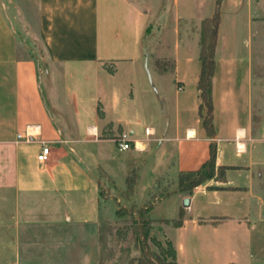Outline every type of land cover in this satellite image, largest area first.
<instances>
[{"label": "crops", "instance_id": "1", "mask_svg": "<svg viewBox=\"0 0 264 264\" xmlns=\"http://www.w3.org/2000/svg\"><path fill=\"white\" fill-rule=\"evenodd\" d=\"M171 8L175 30L168 55L175 68L169 81L147 68L143 42L151 14L132 0H0V227L8 190L98 197V178L75 143H108L112 156L137 159L123 173L126 180L137 172L146 194L176 182L182 171L199 169L214 143L217 164L235 167L226 181L206 182L192 195L174 189L166 198L176 203L173 215L151 217L152 208L148 215L153 221L185 215L176 229L179 264L264 261V115L256 116L255 104L264 18L254 0H222L219 7L217 0H173ZM218 8L210 136L199 111L197 34L191 38L179 28ZM29 28L45 49V68L20 55L22 40L28 46L22 30ZM142 67L161 90L146 76L140 100L133 81L123 80ZM76 69L83 70V85L68 80ZM26 131L34 141L18 140ZM124 132L142 150L134 144L118 150L115 140ZM43 142L51 148L46 162L38 160Z\"/></svg>", "mask_w": 264, "mask_h": 264}, {"label": "rangeland", "instance_id": "2", "mask_svg": "<svg viewBox=\"0 0 264 264\" xmlns=\"http://www.w3.org/2000/svg\"><path fill=\"white\" fill-rule=\"evenodd\" d=\"M132 1L151 14L143 42L147 68L152 73L166 74L170 81L173 59L168 53L173 46L171 39L175 30L172 26L175 24L171 8L173 0ZM221 2L217 0L218 7ZM254 3L264 18V0H254ZM180 26L181 34L191 38L197 34L200 51L201 22L185 21ZM32 28L35 27L32 25ZM22 32L28 46L22 40L20 55L26 58L36 56L45 68L46 53L37 34L31 28L29 33ZM262 39L264 43V37ZM193 45L194 40L191 42ZM157 62L164 64V71L158 68ZM255 68V104L256 116H259L264 115V46L255 60ZM144 70V67L137 72L134 70L123 80L124 84L129 78L133 81L140 100L144 99L145 80L148 78L150 81L148 71L145 73ZM75 72L74 76H69V82L83 85V70L76 69ZM149 83L161 90L157 77L153 76ZM110 145L90 140L72 145L92 166L98 178L97 198L85 194H20L13 190L5 193L4 218L0 227V264H172L176 260L177 227L173 222L177 218L153 221L150 216L169 218L173 215L176 203L166 198L172 190L179 191L178 179L149 188L146 194L145 188L140 186L142 182L137 181V172H128L130 176L126 180L123 173L125 169L134 168L137 159L129 163L118 152L112 156ZM149 176L147 171L146 180ZM161 198L163 200L154 205ZM118 211H121V216ZM181 217L184 219L185 215L181 213ZM101 224L116 226L113 234L105 235L102 250L98 233ZM137 226L147 234L143 231L139 235ZM254 264H264V261L259 259Z\"/></svg>", "mask_w": 264, "mask_h": 264}, {"label": "trees", "instance_id": "3", "mask_svg": "<svg viewBox=\"0 0 264 264\" xmlns=\"http://www.w3.org/2000/svg\"><path fill=\"white\" fill-rule=\"evenodd\" d=\"M221 15L219 8L217 12L212 16L205 18L201 21V38H200V60L202 62L201 73L198 82V90L200 92L201 103L199 106L200 114L204 118V125L210 136L215 134L214 132V103H213V76L216 67L215 51L218 39V27L220 25ZM43 46V45H42ZM45 50V49H44ZM36 61L39 60L36 56H32ZM40 61V60H39ZM158 68L164 71V64L157 62ZM172 73L175 68V61L173 60ZM229 169H235V167L218 165L217 164V148L214 143L211 144V151L209 159L196 170L182 171L178 176V185L180 192H188L192 195L194 190L210 180L226 181V173ZM223 189L224 187H216ZM141 218H143L144 211L141 209ZM118 215L121 216V211H118ZM184 219L180 216L173 222L175 227H181ZM116 230V226L106 227L101 224L99 226V242L102 250V246L105 243L104 237L107 233L113 234ZM147 232L137 226L136 232L140 235L142 232ZM102 253V252H101ZM172 264H179L176 260Z\"/></svg>", "mask_w": 264, "mask_h": 264}, {"label": "built area", "instance_id": "4", "mask_svg": "<svg viewBox=\"0 0 264 264\" xmlns=\"http://www.w3.org/2000/svg\"><path fill=\"white\" fill-rule=\"evenodd\" d=\"M18 140L25 141V142H32L34 141L36 135L31 132H25V133H19L18 134ZM116 146L118 150L120 151H128L132 148V145L134 144L138 149L142 150L138 147L137 142L133 139L131 133L124 132L122 133L116 140H115ZM51 157V148L46 143L43 142V147L41 152L38 155V160L40 162H46L50 160Z\"/></svg>", "mask_w": 264, "mask_h": 264}, {"label": "water", "instance_id": "5", "mask_svg": "<svg viewBox=\"0 0 264 264\" xmlns=\"http://www.w3.org/2000/svg\"><path fill=\"white\" fill-rule=\"evenodd\" d=\"M189 205H190V199L187 198V199H185V201H184V206L188 207Z\"/></svg>", "mask_w": 264, "mask_h": 264}]
</instances>
